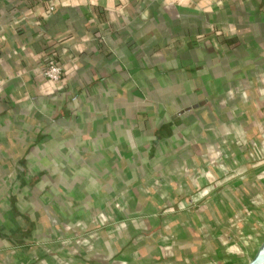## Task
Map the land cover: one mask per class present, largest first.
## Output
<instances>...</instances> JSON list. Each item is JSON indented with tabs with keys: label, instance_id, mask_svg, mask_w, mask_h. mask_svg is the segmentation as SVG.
<instances>
[{
	"label": "crops",
	"instance_id": "1",
	"mask_svg": "<svg viewBox=\"0 0 264 264\" xmlns=\"http://www.w3.org/2000/svg\"><path fill=\"white\" fill-rule=\"evenodd\" d=\"M47 54L63 66L59 80L42 74ZM245 62L264 72V0H0V118L31 110L49 118L53 102H69L74 94L71 105L79 113L114 114L116 104L127 118L131 108L142 106L153 115L160 112L161 122L168 123L161 137L166 144L161 141L155 149L154 162L133 160L116 179L107 178L118 201L110 209L117 218L96 229L109 239L97 250L101 259L90 264H244L251 256L264 238V207L251 201L255 193L264 195V175L259 178L257 168L249 169L246 180L234 179L212 192L204 203L190 200L191 211H162V203L184 190L181 180L206 182L200 169L210 160L198 150L190 109L214 106L215 93L233 87L230 78L239 77V88L245 87L243 78L256 73L243 68ZM118 96L122 99L115 103ZM233 112L229 107L223 116ZM133 124V136L126 127L122 139L136 147L134 134L144 131L141 121ZM173 142L181 145L175 172L163 161ZM39 153L30 152L23 165L0 147V264H44L49 257L46 239L36 240L41 232L22 221L18 209L19 185L33 186L46 163ZM131 182L146 200L140 206L124 188ZM22 234L27 237L20 242Z\"/></svg>",
	"mask_w": 264,
	"mask_h": 264
},
{
	"label": "trees",
	"instance_id": "2",
	"mask_svg": "<svg viewBox=\"0 0 264 264\" xmlns=\"http://www.w3.org/2000/svg\"><path fill=\"white\" fill-rule=\"evenodd\" d=\"M49 59L55 58L47 54L44 66ZM254 66L257 67L255 62L243 64V68L251 67L253 72H256ZM243 79H246L248 84L240 89V78H230L234 82L233 87L226 92H216L214 106L212 103V106L205 104L190 109L193 114L189 118L198 133V150L210 160L205 170L200 169L201 175L207 177L206 182L200 185L190 178V181L181 180V183L185 184L184 190L173 202L162 203L163 212L180 209L191 211L194 208H191L190 200L195 204L206 202V198L223 185L234 179L246 180L249 169L257 168L258 177H263L264 170L260 168H264V72L249 74ZM249 90H252L253 95ZM75 98L73 94L69 102H53L49 118L37 112L31 113L32 110L29 113H21L19 118H0V131L4 132L0 147L2 150H10L11 154L8 156L18 157V162L23 165L30 152L40 150L41 161L45 159L46 163L36 172L33 186H37L40 179H44L47 186L41 191H36L37 187H34L32 197L39 202L40 207L31 214L23 212L20 217L24 216L27 225L30 226L32 222L41 232L40 235H35L36 240L40 237L47 239L48 258L59 256V259L64 260L66 253L70 252L72 262L90 264L97 258L101 259L102 254L97 250L109 239V236L96 229L117 218L115 212L110 211L118 206V201L112 198L113 191L108 179H116V174L124 173L126 164L132 163L133 160L154 162L155 149L160 146L161 141L166 144L165 138L161 140V137L168 131V123L161 122L164 116L160 112L153 115L142 106L131 108L130 117H127L129 119L124 117L122 108L116 104L113 106L114 114L109 110L105 114L85 110L79 113L77 106L71 105ZM121 99V96L116 97L115 103ZM232 100H235L236 104L228 105ZM229 107H233V115L229 117L226 114L224 117L223 112ZM156 118L160 119L156 121ZM140 121L144 132L141 136L134 134V138L137 137L134 140L137 146L131 147L127 141L126 144L123 142V128H128L126 132L130 129L133 131L136 127L133 122ZM133 133L134 131L132 136ZM169 135L167 134L168 137ZM53 143L62 147L51 146ZM180 146L178 142H173L163 159L174 172L177 169L176 150ZM221 147L225 148V152ZM44 149L55 152V155H43ZM57 149L61 150V153L56 154ZM47 161L50 163L47 164ZM129 172L131 177V171ZM141 173L137 172L138 181L142 180ZM198 174L200 173L196 172L197 176ZM116 181L119 182L118 179ZM176 185L173 184L174 187ZM25 186L27 185L20 184L17 193ZM29 187L25 188L26 192ZM124 188L134 196L137 206L146 201L132 182ZM147 189L149 193L151 187ZM258 195L259 193L253 194L251 201L254 206L263 208L264 195L263 198ZM164 221L165 224L168 222ZM44 230L46 233L43 234ZM21 237L20 242H23L27 235L22 234ZM171 239H176V236L173 234ZM200 239V234L196 232L193 240L198 243ZM111 242L119 253L121 248L117 241ZM173 258L175 255L172 258L163 257V260L167 262Z\"/></svg>",
	"mask_w": 264,
	"mask_h": 264
},
{
	"label": "rangeland",
	"instance_id": "3",
	"mask_svg": "<svg viewBox=\"0 0 264 264\" xmlns=\"http://www.w3.org/2000/svg\"><path fill=\"white\" fill-rule=\"evenodd\" d=\"M73 143V142H71ZM58 143H53L51 144V146H54L56 148H59V147H62V145L60 146H57ZM56 154L59 152L58 149L56 150ZM53 156L55 154H52ZM44 179H40L38 181V185L37 186H30L29 187V191L26 192L25 191V188H28V187H24V189H20V192H18L19 194V199H18V209L20 212H24L25 214H31L33 213V211L36 209V208H39L40 207V204L39 202L36 200V201H33L32 200V190H34V187H37L35 190L36 191H41L43 190L46 186H47V183L45 181H43ZM6 191H4V194H8L9 193V189H5ZM20 215V213H19ZM21 220L23 221H26V219L24 217H20ZM41 240L43 239L42 237L38 238L37 240ZM47 240V239H46ZM64 241V240H63ZM58 242V241H56ZM71 253L70 252H67L66 253V257L64 256H60V257H64V260H61L59 259V256H50V258H45L44 260V264H76L74 262H72L73 258H71ZM70 258L68 259L67 258Z\"/></svg>",
	"mask_w": 264,
	"mask_h": 264
},
{
	"label": "built area",
	"instance_id": "4",
	"mask_svg": "<svg viewBox=\"0 0 264 264\" xmlns=\"http://www.w3.org/2000/svg\"><path fill=\"white\" fill-rule=\"evenodd\" d=\"M42 74L46 79L59 80L63 74V66L56 62L55 59H49L42 70Z\"/></svg>",
	"mask_w": 264,
	"mask_h": 264
},
{
	"label": "water",
	"instance_id": "5",
	"mask_svg": "<svg viewBox=\"0 0 264 264\" xmlns=\"http://www.w3.org/2000/svg\"><path fill=\"white\" fill-rule=\"evenodd\" d=\"M244 264H264V238Z\"/></svg>",
	"mask_w": 264,
	"mask_h": 264
}]
</instances>
